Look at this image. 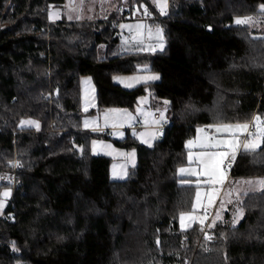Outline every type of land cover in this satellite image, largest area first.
Instances as JSON below:
<instances>
[{"label": "trees", "instance_id": "trees-1", "mask_svg": "<svg viewBox=\"0 0 264 264\" xmlns=\"http://www.w3.org/2000/svg\"><path fill=\"white\" fill-rule=\"evenodd\" d=\"M61 1L0 0V194L13 190L0 217V264H264V191L245 195L237 224L228 216L203 239V226L180 227L197 185L178 174L198 125L254 116L264 128V0H170L153 19L163 49L115 54V20H51ZM138 71L159 79L133 88L114 80ZM83 75L96 86L89 111ZM144 94L168 101L167 124L151 145L114 139L136 148L138 161L112 179L111 158L90 151L108 134L83 129V115L133 109ZM24 117L40 126L22 128ZM13 161L19 185L3 180ZM232 175H264V145L240 149Z\"/></svg>", "mask_w": 264, "mask_h": 264}, {"label": "rangeland", "instance_id": "rangeland-1", "mask_svg": "<svg viewBox=\"0 0 264 264\" xmlns=\"http://www.w3.org/2000/svg\"><path fill=\"white\" fill-rule=\"evenodd\" d=\"M131 3L130 0L129 3L126 0H62L52 8L49 18L51 20L65 19L67 21L115 20L118 25L120 39L117 44L112 46L114 54L163 49L165 46L164 30L161 25L154 23L153 19L157 16L164 17L169 13L170 0H148L141 4L138 2L133 3V6ZM129 9L130 11H128ZM126 10L127 12H125ZM151 76L159 77V74L152 71H138L117 74L114 80L125 88H133L140 84L159 79H147ZM80 83L82 110L89 111L93 107L96 108V101L93 100L96 86L92 77L90 75H83L80 78ZM135 103V107L133 109L126 108L124 112H127V114L121 115V117L114 114L112 109L108 108L83 115L82 122L98 127L93 131L109 134L108 137L92 138L90 151L94 155L102 154L111 158L110 177L115 180H121L128 176L130 168L138 161V151L136 148L116 144L114 139H122L131 135L140 142L151 145L158 139L160 134L162 135L163 131L160 130V127L163 130L164 122L168 121V101H154L150 103V96L144 94ZM251 121L254 122V116L245 122L198 125L195 136L187 140V163L179 167L178 174L182 177L187 176V179L183 178L182 182L198 185L195 193V196H198L195 197L197 199H194L193 210L180 214L179 224L181 229L186 230L194 224L201 225L203 226L202 230H206V234L203 237V239H206L209 235L208 229L210 226H213V223L216 224L217 220V223H221L228 216L229 219L232 218L229 221L230 224H237L241 220L243 214L242 204L245 195L264 191V185L260 183L261 180H264V175L232 176L231 167L226 166L225 158L222 159L217 171L211 175H204L205 171H212L211 168H205V165L210 163L208 156L205 155L206 153H228L227 157L235 160L239 150L243 149V145L248 143L250 139L258 140L261 134L260 125L256 126L258 133L255 136L248 135V131L234 135V133L238 132L235 127L229 130L221 129L217 131V126H235L233 125L235 123L250 125ZM118 124H124V127L130 130L115 128ZM137 125H139L138 129H133L134 126L137 128ZM19 126L22 128H38L40 122L31 117H24L20 121ZM105 126L111 128L109 130L110 133H108L107 128H103ZM206 127H209L210 130L207 131ZM236 139L239 140V145H234L231 148L224 143L225 141ZM218 142L219 146H211ZM201 160H203V163H201ZM15 165H18V162L13 161L10 171L15 172L17 170L19 165L14 167ZM182 168L195 170L199 175H192L191 171L181 173L180 169ZM8 172L4 174L3 180L14 175L12 174L14 172ZM221 174H223V179L221 178ZM12 191V187L9 185L3 187L1 191L0 205L2 206H0V217L4 214L12 196ZM5 193H8V195L5 196ZM211 210H214V212L212 215H209V211ZM205 243H208L210 248H214L211 243L203 241V244ZM16 264L23 263L18 262Z\"/></svg>", "mask_w": 264, "mask_h": 264}, {"label": "snow or ice", "instance_id": "snow-or-ice-1", "mask_svg": "<svg viewBox=\"0 0 264 264\" xmlns=\"http://www.w3.org/2000/svg\"><path fill=\"white\" fill-rule=\"evenodd\" d=\"M237 23L239 24H243V23H247L246 20H237ZM159 77L158 76H151V77H148L147 79H152V80H155V79H158ZM256 121L259 122L260 121V118L259 117H256ZM26 123H32V122H26ZM235 127V129L238 130L237 133H234V135H238V134H242L243 132H247V129L249 128V125L248 124H243V125H235V126H232V125H221V126H217L216 130L217 131H220L221 129H224V130H229L231 128ZM260 137L259 139H250L248 141V143H245L243 145V148L247 151H255L257 148H260L262 145H264V129H261L260 130ZM250 135L252 136H255L256 134L255 133H251ZM191 143V142H190ZM224 143H226L230 148L233 147L234 145H239V140L236 139V140H229V141H225ZM212 147H217L219 146V142L215 145H211ZM205 155L208 156L209 160H210V163L209 164H206L205 165V168L206 169H209L211 168L212 171H205L204 175H211L213 174V172L217 171L219 169V165L222 161L223 158L227 157L229 154L228 153H221V152H212V153H206ZM201 163H203V160H201ZM191 171V174L192 175H199V173H197L195 170H189V169H180V172L181 173H185V172H189ZM221 178L223 179V174H221ZM249 183H251L249 181ZM260 183L262 185H264V180H261ZM8 193H5V196H7ZM2 206V205H0Z\"/></svg>", "mask_w": 264, "mask_h": 264}, {"label": "crops", "instance_id": "crops-1", "mask_svg": "<svg viewBox=\"0 0 264 264\" xmlns=\"http://www.w3.org/2000/svg\"><path fill=\"white\" fill-rule=\"evenodd\" d=\"M96 93V92H95ZM95 93L93 94V97H94V101H96V96H95ZM97 105V104H96ZM93 108H95V107H93ZM107 109V108H106ZM108 109H112V111H113V113L114 114H117L118 116H120L121 117V115H126L127 114V112H124V110H126V108H120L119 109V107H110V108H108ZM154 111V110H153ZM86 120V119H85ZM166 124H167V122H164V124H163V127H165L166 126ZM243 124H246V123H243ZM243 124H241V123H235V124H233V125H243ZM82 128L83 129H88V130H95V129H97L98 127H96V126H94V125H91V124H87V123H85V122H82ZM103 128H107L108 130V133H110L109 132V130L111 129V128H109V127H107V126H105V127H103ZM115 128H120V129H127L128 131L130 130L129 128H125L124 127V124H118V125H116L115 126ZM133 129H138V127L137 128H135V126L133 127ZM160 130L162 131V128L160 127ZM210 130V129H209ZM209 130H207V131H209ZM109 135V134H108ZM159 137H161V134H160V136ZM158 137V138H159ZM125 138V137H124ZM117 139H121V138H117ZM123 139V138H122ZM240 151V150H239ZM239 153V152H238ZM237 157V156H236ZM227 157H225V159H226ZM225 164H226V161H225ZM226 166H227V164H226ZM230 167V166H229ZM232 169L233 168H231V173H232ZM233 176V175H232Z\"/></svg>", "mask_w": 264, "mask_h": 264}, {"label": "built area", "instance_id": "built-area-1", "mask_svg": "<svg viewBox=\"0 0 264 264\" xmlns=\"http://www.w3.org/2000/svg\"><path fill=\"white\" fill-rule=\"evenodd\" d=\"M138 126H139V125H137V127H138ZM206 129L209 130V127H206ZM254 129H255V123H254L253 121H251V123H250V125H249V128H248V130H247V131H248V135H249L251 132H253ZM225 161H226L227 166H230L231 168H233V167L235 166L236 159L233 160V159L227 157V158L225 159ZM12 174H14V175H12V176H10V177L8 178L9 181H10V182H14L16 185H19L20 182H19V181H16V178H17V177H16V174H15V173H12ZM209 212H210L209 215H212L213 212H214V210H211V211H209ZM7 220H9V218H8Z\"/></svg>", "mask_w": 264, "mask_h": 264}, {"label": "bare ground", "instance_id": "bare-ground-1", "mask_svg": "<svg viewBox=\"0 0 264 264\" xmlns=\"http://www.w3.org/2000/svg\"><path fill=\"white\" fill-rule=\"evenodd\" d=\"M52 94H53V93H52ZM44 98H45V97H44ZM51 103H52V102H51ZM255 122H256V121H255ZM91 150H92V149H91ZM186 163H187V162H186ZM183 177H184V176H183ZM186 177H187V176H185L184 178H186ZM195 178H196V177H195ZM186 179H187V178H186ZM188 180H189V179H188ZM196 181H197V180H196ZM194 182H195V180H194ZM183 183H184V182H183ZM197 186H198V185H197ZM16 190H17V189H16ZM14 191H15V190H14ZM196 196H198V195H196ZM196 196H195V197H196ZM195 199H197V198H195ZM11 201H12V200H11ZM195 201H196V200H195ZM193 202H194V201H193ZM194 203H195V202H194ZM193 206H194V205H193ZM10 207H11V206H10ZM199 207H200V206H199ZM192 208H193V207H192ZM239 209H240V207H239ZM228 214H229V213H228ZM230 214H231V213H230ZM194 216H195V215H194ZM225 216H226V215H225ZM224 218H225V217H224ZM224 218H223V219H224ZM228 218H229V217H228ZM230 218H231V217H230ZM231 219H232V218H231ZM231 219H230V220H231ZM177 221H178V219H177ZM177 221H176V223H177ZM217 221H218V220H217ZM217 221L215 222L216 225H217ZM222 221H223V220H222ZM222 221H221V222H222ZM228 221H229V220H228ZM7 222H8V221H7ZM225 222H226V220H225ZM210 223H211V222H210ZM232 223H233V222H232ZM214 225H215V224L213 223V226H214ZM216 225H215V226H216ZM197 226H198V228H199V225H198V224H197ZM215 226H214V227H215ZM210 227H211V226H210ZM216 227H217V226H216ZM199 229H200V228H199ZM212 229H213V228H212ZM183 230H184V229H183ZM188 230H189V229H188ZM200 238H201V237H200ZM201 241H202V240H201ZM200 245H201V244H200ZM19 261H20V260H19ZM17 262H18V260H17ZM21 262H22V261H21Z\"/></svg>", "mask_w": 264, "mask_h": 264}, {"label": "water", "instance_id": "water-1", "mask_svg": "<svg viewBox=\"0 0 264 264\" xmlns=\"http://www.w3.org/2000/svg\"><path fill=\"white\" fill-rule=\"evenodd\" d=\"M259 123H260V121H259ZM261 129H264V128H263V127H261V128H260V130H261ZM252 133H255V134H257V133H258V130H257V129H255V130H254ZM250 134H251V133H250Z\"/></svg>", "mask_w": 264, "mask_h": 264}]
</instances>
